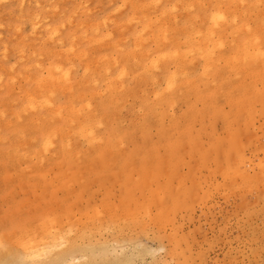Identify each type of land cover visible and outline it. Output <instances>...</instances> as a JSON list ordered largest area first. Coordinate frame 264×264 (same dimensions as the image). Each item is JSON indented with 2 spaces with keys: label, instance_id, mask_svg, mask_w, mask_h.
<instances>
[{
  "label": "rangeland",
  "instance_id": "374dc122",
  "mask_svg": "<svg viewBox=\"0 0 264 264\" xmlns=\"http://www.w3.org/2000/svg\"><path fill=\"white\" fill-rule=\"evenodd\" d=\"M263 28L264 0H0V264H264Z\"/></svg>",
  "mask_w": 264,
  "mask_h": 264
},
{
  "label": "bare ground",
  "instance_id": "6f19581e",
  "mask_svg": "<svg viewBox=\"0 0 264 264\" xmlns=\"http://www.w3.org/2000/svg\"><path fill=\"white\" fill-rule=\"evenodd\" d=\"M129 2H130V1H129ZM199 2H200V1H199ZM28 3H29V2H28ZM125 4H126V3H125ZM222 4H223V3H222ZM145 6H146V5H145ZM173 6H174V5H173ZM189 6H190V5H189ZM207 6H208V5H207ZM236 6H237V5H236ZM238 6H240V5H238ZM191 7H192V5H191ZM156 8H157V7H156ZM206 9H207V8H206ZM138 11H139V10H138ZM185 11H186V10H185ZM188 11H189V10H188ZM233 12H234V11H233ZM217 13H218V12H217ZM186 14H187V13H186ZM217 15H218V14H217ZM217 15L215 14L214 16H211V17L208 18L209 21L212 23V25H213V24L219 19V16H217ZM241 15H242V14H241ZM50 16H51V15H50ZM56 16H57V15H56ZM234 16H235V15H234ZM233 18H234V17H233ZM34 19H35V18H34ZM168 20H169V19H168ZM169 21H171V20H169ZM192 21H193V20H192ZM261 21H262V20H261ZM122 22H123V21H122ZM156 22H157V21H156ZM173 22H174V21H173ZM246 22H247V21H246ZM205 23H206V22H205ZM213 26H214V25H213ZM248 26H249V25H248ZM227 27H228V26H227ZM167 28H168V27H167ZM171 28H172V27H171ZM164 29H165V28H164ZM227 29H228V28H227ZM263 29H264V28H263ZM121 30H122V29H121ZM180 30H181V29H180ZM184 30H185V29H184ZM258 30H259V29H258ZM260 30H261V29H260ZM165 31H167V30H165ZM165 31H164V32H165ZM173 31H174V30H173ZM188 31H189V30H188ZM193 31H194V30H193ZM213 31H214V30H213ZM261 31H262V30H261ZM181 32H182V31H181ZM181 32H179V33H181ZM258 32H259V31H258ZM170 33H171V32H170ZM182 33H183V32H182ZM248 33H249V32H248ZM93 34H94V33H93ZM113 34H114V33H113ZM211 34H214V33H211ZM216 34H217V33H216ZM218 34H219V32H218ZM233 34H234V33H233ZM198 35H199V34H198ZM211 36H212V35H211ZM222 36H223V35H222ZM232 36H233V35H232ZM252 36H253V35H252ZM259 36H260V35H259ZM160 37H161V36H160ZM160 37H158V38L160 39ZM190 37H192V36H190ZM84 38H85V37H84ZM197 38H198V37H197ZM139 39H140V37H139ZM193 39H194V38H193ZM217 39H218V38H217ZM201 40H202V39H201ZM208 40H209V39H208ZM210 40H211V39H210ZM52 41H53V40H52ZM168 41H170V40H168ZM176 41H177V40H176ZM193 41H194V40H193ZM193 41H191V43H192ZM196 41H197V40H196ZM199 41H200V40H199ZM219 41H220V40H219ZM219 41H218V42H219ZM252 41H253V40H252ZM186 42H187V40H186ZM215 42H216V41H215ZM218 42H217V43H218ZM187 43H188V42H187ZM195 43H196V42H195ZM195 43H194V44H195ZM232 43H233V42H232ZM250 43H251V42H250ZM175 44H176V43H175ZM184 44H185V46H186V43H184ZM220 44H221V42H220ZM220 44H218V46H219ZM240 44H241V42H240ZM113 45H114V44H113ZM139 45H140V44H139ZM177 45H178V44H177ZM179 45H180V44H179ZM198 45H199V44H198ZM203 45H204V44H203ZM235 45H236V44H235ZM238 45H239V44H238ZM241 45H242V44H241ZM245 45H246V44H245ZM247 45H248V44H247ZM257 45H258V44H257ZM262 45H263V44H262ZM206 46H207V45H206ZM212 46H213V45H212ZM215 46H216V43H215ZM233 46H234V45H233ZM258 46H259V45H258ZM101 47H102V46H101ZM178 47H179V46H178ZM188 47H189V46H188ZM203 47H204V46H203ZM203 47H202V48H203ZM213 47H214V46H213ZM235 47H236V46H235ZM243 47H244V46H243ZM247 47H248V46H247ZM114 48H116V47H114ZM184 48H185V47H184ZM198 48H199V47H198ZM248 48H249V47H248ZM116 49H117V48H116ZM210 49L212 50V47H211ZM214 49H215V48H214ZM237 49H238V48H237ZM241 49H242V48H241ZM244 49H245V48H244ZM64 50H65V49H64ZM177 50H178V49H177ZM177 50H175V51H177ZM197 50H199V49H197ZM232 50H233V53H234V49H232ZM238 50H239V49H238ZM247 50H248V49H247ZM258 50H259V49H258ZM173 51H174V50H173ZM190 51H191V50H190ZM190 51H188V52L190 53ZM202 51H203V49H202ZM239 51H240V50H239ZM242 51L244 52L243 49H242ZM242 51H240V52H242ZM251 51L253 52V50H251ZM79 52H80V51H79ZM184 52H186V50H185ZM191 52H192V51H191ZM247 52H248V51H247ZM259 52H260V51H259ZM171 53H173V52H171ZM180 53H181V52H180ZM194 53H195V51H194ZM196 53H197V52H196ZM196 53H195V54H196ZM207 53H208V52H207ZM227 53H228V52H227ZM245 53H246V51H245ZM66 54H67V53H66ZM175 54H176V53H175ZM178 54H179V53H178ZM209 54H211V53H209ZM235 54H236V53H235ZM238 54H240V53H238ZM238 54H237V55H238ZM241 54H243V53H241ZM241 54H240V55H241ZM251 54H252V53H251ZM263 54H264V53H263ZM185 55H186V54H185ZM188 55H189V54H188ZM199 55H200V54H199ZM204 55H206V54H204ZM218 55H219V54H218ZM222 55H223V54H222ZM226 55H227V54H226ZM232 55H233V54H232ZM261 55H262V54H261ZM261 55H259V56H261ZM164 56H165V55H164ZM169 56H170V55H168V58H169ZM183 56H184V55H183ZM211 56H212V55H211ZM211 56H210V58H211ZM241 56H242V55H241ZM143 57H144V56H143ZM184 57H185V56H184ZM184 57H183L182 59H184ZM201 57H203V56H201ZM206 57H207V55H206ZM222 57H223V56H222ZM222 57H220V58H222ZM228 57L231 58L230 56H228ZM235 57H236V56H235ZM235 57L233 56V58H235ZM237 57H240V56L238 55ZM178 58H181V56L179 57V56L177 55V59H178ZM204 58H205V57H204ZM224 58H225V57H224ZM224 58H223V59H224ZM233 58H231V59H233ZM240 58H241V57H240ZM240 58H238V59L236 58L235 60L237 61V60H239ZM21 59H22V58H21ZM72 59H73V58H72ZM162 59H163V58H162ZM201 59H202V58H201ZM226 59H228V58H226ZM226 59H224L223 61H225ZM231 59H228V60L230 61V63L232 62ZM154 60H155V59H154ZM242 60H243L244 63H245V66H243V67L245 68L246 66L248 67V66H250V65L253 64L254 56L250 55V53H249V54L246 53L244 56H242V59L239 60V61H242ZM205 61H206V60H205ZM207 61H208V60H207ZM209 61H210V60H209ZM211 61H212V60H211ZM214 61H215V60H214ZM214 61L211 62V63H212V64H211L212 66H215ZM236 61H235V62H236ZM255 61H256V60H255ZM132 62H133V61H132ZM160 62H161V61H160ZM217 62H218V61H217ZM104 63H106V62H104ZM205 63H206V62H205ZM241 63H242V62H241ZM254 63H255V62H254ZM94 64H95V63H94ZM138 64H139V63H138ZM188 64H189V62H188ZM209 64H210V63H209ZM213 64H214V65H213ZM232 64H233V63H231L230 65L232 66ZM234 64H235V63H234ZM238 64H239V63H238ZM258 64L260 65V63H257V65H258ZM86 65H87V64H86ZM95 65H97V64H95ZM226 65H227V64H225V66H226ZM60 66H61V65H60ZM60 66H59V67H60ZM102 66H104V65H102ZM154 66H155V65H154ZM203 66H204V65H203ZM207 66H209V65H207ZM207 66H206V64H205V67H207ZM231 66H230V67H231ZM263 66H264V65H263ZM147 67H150V66H147ZM175 67H176V66H175ZM216 67H217V66H216ZM228 67H229V66H228ZM247 67H246V68H247ZM251 67H252V66H251ZM254 67H255V66H254ZM258 67H259V66H258ZM258 67H257V68H258ZM209 68H210V67H209ZM212 68H214V67H212ZM233 68H235V66H233ZM261 68H263V67H261ZM28 69H29V68H28ZM54 69H55V68H54ZM61 69H62V68H61ZM182 69H183V68H182ZM220 69H221V68H220ZM238 69H239V68H238ZM106 70H107V69H106ZM148 70H149V69H148ZM176 70H177V69H176ZM188 70H189V69H188ZM202 70H205V69L202 68ZM206 70H207V69H206ZM213 70H214V69H213ZM221 70H222V69H221ZM248 70H252V68H251V69H248ZM184 71H185V70H184ZM192 71H193V70H192ZM211 71H212V69H211ZM244 71H245V70H244ZM254 71H255V70H254ZM257 71H258V70H256V73H257ZM260 71H261V70H260ZM145 72H146V71H145ZM175 72H177V71H175ZM178 72H179V71H178ZM185 72H186V71H185ZM188 72H189V71H188ZM190 72H191V71H190ZM216 72L218 73L219 70L216 71ZM216 72H215V75H216ZM221 72H223V71H221ZM225 72H226V71H225ZM246 72H247V71H246ZM262 72H263V71H262ZM171 73H173V72H171ZM192 73H193V72H192ZM205 73H206V72H204V73H200V77H199V78L204 77V76H201V74H205ZM223 73H224V72H223ZM223 73H222V74H223ZM235 73H236V72H235ZM256 73H254V75H255ZM258 73H259V72H258ZM173 74H175V73H173ZM173 74H172V75H173ZM181 74H182V73H181ZM185 74H186V76H187V73H185ZM222 74H219L220 77H221ZM242 74H243V73H242ZM168 75H170V74H168ZM178 75H179V73H178ZM178 75H176V76H178ZM183 75H184V73H183ZM217 75H218V74H217ZM232 75H233V74H232ZM236 75H238V74L236 73ZM66 76H67V75H66ZM120 76H121V74H120ZM143 76H144V75H143ZM209 76H210V75H209ZM209 76L207 75V77H209ZM213 76H214V75H213ZM229 76H230V74H229ZM234 76H235V75H234ZM242 76H243V75H242ZM262 76H263V75H262ZM60 77H61V76H60ZM60 77H59V78H60ZM167 77H168V76H167ZM171 77H172V76H171ZM179 77H182V76L179 75ZM183 77H185V76H183ZM222 77H223V76H222ZM235 77H236V76H235ZM254 77H255V76H254ZM256 77H258V74L256 75ZM260 77H261V73H260ZM53 78H54V77H53ZM61 78H62V77H61ZM157 78H158V77H157ZM199 78H194V79L197 80V79H199ZM204 78H205V77H204ZM214 78H215V77H214ZM214 78H213V79H214ZM230 78H231V77H230ZM233 78H234V77H233ZM262 78H263V77H262ZM166 79H168V78H166ZM170 79H171V78H170ZM170 79L167 80L166 83H165V84L167 85V88H168V89H169V85H170V83H171ZM215 79H216V78H215ZM218 79H219V77H218ZM58 80H59V79H58ZM113 80H114V79H113ZM164 80H165V79H164ZM171 80H173V79H171ZM184 80H185V79H183L182 81H184ZM187 80H188V79H187ZM200 80H201V79H200ZM200 80H199V81H200ZM221 80L223 81V79H221ZM243 80H244V79H243ZM253 80H254V79H253ZM253 80H252V82H253ZM55 81H56V80H55ZM191 81L193 82V80H191ZM191 81H189L188 83L190 84ZM199 81H198V82H199ZM204 81H205V80H204ZM206 81H207V79H206ZM212 81H213V80H212ZM218 81H219V80H218ZM222 81H221V82H222ZM225 81H226V80H225ZM260 81H261V80H260ZM56 82H57V81H56ZM67 82H68V81H67ZM88 82H89V81H88ZM173 82H174V81H173ZM228 82H229V81H228ZM241 82H242V81H241ZM85 83H86V82H85ZM94 83H95V82H94ZM114 83H115V82H114ZM185 83H187V82H185ZM200 83H203V81L201 80ZM206 83H207V82H206ZM223 83L225 84L226 82H222V83H221V84L224 86ZM239 83H240V82H239ZM256 83H257V82H256ZM59 84H60V83H58V85H59ZM110 84H111V83H110ZM178 84H180V83H178ZM183 84H184V83H182V86H183ZM204 84H205V82H204ZM242 84H243V83H242ZM245 84H246V83H245ZM245 84H243V86H244ZM63 85H64V84H63ZM111 85H112V84H111ZM139 85H141V84H139ZM184 85H185V84H184ZM192 85H193V84H192ZM207 85H208V84H206V86H207ZM219 85H220V83H219ZM222 85H221V86H222ZM68 86H69V85H68ZM77 86H78V85H77ZM113 86H114V85H113ZM241 86H242V85H241ZM88 87H89V86H88ZM158 87H159V86H158ZM158 87H157V89H158ZM189 87H190V86H189ZM189 87H188V88H189ZM218 87H220V86H218ZM225 87H226V86H225ZM245 87H246V86H245ZM261 87H262V86H261ZM53 88H55V87H53ZM84 88H85V87H84ZM108 88H109V87H108ZM163 88H164V87H163ZM165 88H166V87H165ZM167 88H166V89H167ZM177 88H178V86H177ZM186 88H187V85H186ZM186 88H185V89H186ZM190 88H193V87H190ZM190 88H189V91H190ZM204 88H205V87H204ZM209 88H210V85H209ZM38 89H39V88H38ZM41 89H42V88H41ZM120 89H121V88H120ZM157 89H156V90H157ZM175 89H176V88H175ZM175 89H174V90H175ZM178 89H180V87H179ZM193 89H194V88H193ZM211 89H212V88H211ZM223 89H224V87H223ZM244 89H245V88H244ZM1 90H2V89H1ZM47 90H48V89H47ZM66 90H67V89H66ZM83 90H84V89H83ZM143 90H144V89H143ZM146 90H147V89H146ZM151 90H152V89H151ZM153 90H154V89H153ZM169 90H170V89H169ZM174 90H173V92H174ZM182 90H184V89L181 88L180 91H182ZM195 90H196V89H195ZM217 90H218V89H217ZM247 90H249V89H247ZM256 90H257V89H256ZM139 91H140V90H139ZM141 91H142V90H141ZM149 91H150V90H149ZM161 91H166V90H165V89H164V90L162 89ZM175 91H176V90H175ZM185 91H186V90H185ZM231 91H232V90H231ZM42 92H43V91H42ZM72 92H73V91H72ZM112 92H113V91H112ZM130 92H131V91H130ZM143 92H144V91H143ZM155 92H156V91H155ZM173 92H171V93H173ZM176 92H177V91H176ZM203 92H204V91H203ZM233 92H234V90H233ZM257 92H258V91H257ZM257 92H256V93H257ZM95 93H97V92H95ZM127 93H128V92H127ZM141 93H142V92H141ZM184 93H185V92H184ZM236 93H237V92H236ZM243 93H244V92H243ZM245 93H246V92H245ZM252 93L254 94L253 91H252ZM262 93H263V92H262ZM26 94H27V93H26ZM93 94H94V93H93ZM93 94H92V95H93ZM125 94H126V93H125ZM145 94H146V92H145ZM154 94H155V93H154ZM154 94H153V95H154ZM174 94H175V93H174ZM174 94H173V95H174ZM186 94H187V93H186ZM189 94H190V93H189ZM193 94H194V91H193ZM215 94H216V93H215ZM233 94H234V93H233ZM253 94H252V95H253ZM115 95H116V94H115ZM115 95H114V97H115ZM150 95H151V94H150ZM156 95H158V93H157ZM165 95H166V94H165ZM165 95H164V96H165ZM190 95H191V94H190ZM197 95H198V94H197ZM197 95H196V96H197ZM231 95H232V94H231ZM250 95H251V94H250ZM250 95H248V96H250ZM257 95H259V94H257ZM257 95H256V97H257ZM29 96H30V95H29ZM93 96H94V95H93ZM96 96H97V95H96ZM143 96H144V95H143ZM154 96H155V95H154ZM176 96H177V94H176ZM176 96L174 95L173 98L176 97ZM194 96H195V95H194ZM224 96H225V95H224ZM47 97H48V96H47ZM122 97H123V96H122ZM122 97H121V99H122ZM179 97H180V96H179ZM233 97H234V96H233ZM233 97H232V98H233ZM238 97H239V96H238ZM70 98H71V97H70ZM141 98H142V97H141ZM160 98H162V97H160ZM160 98H159V99H160ZM171 98H172V97H171ZM235 98H236V97H235ZM243 98H244V97H243ZM245 98H246V97H245ZM245 98H244V99H245ZM254 98H255V97H254ZM258 98H259V97H258ZM258 98H257V99H258ZM92 99H94V98H92ZM123 99H124V98H123ZM164 99H165V98H164ZM168 99H169V98H168ZM176 99H177V97H176ZM185 99L187 100V97H186ZM197 99H201V96H200V98L198 97ZM197 99H196V100H197ZM203 99H206V103L211 104V102H209V101H211L209 98H202V100H203ZM207 99H208V101H207ZM240 99H241V97H240ZM251 99H253V98H251ZM34 100H35V99H34ZM111 100H112V99H111ZM115 100H117V99H115ZM137 100H138V99H137ZM139 100H142V101H143V99H139ZM149 100H150V99H149ZM161 100H162L161 103H163V102L165 101V100H163V99H161ZM174 100H175V99H174ZM178 100H180V99H178ZM178 100H176L177 102H175V104L178 103ZM182 100H183V99H182ZM230 100H231V99H230ZM233 100H234V99H233ZM89 101H91V100H89ZM146 101H147V100H146ZM146 101H144V102L146 103ZM166 101H167V100H166ZM169 101H170V100H169ZM169 101H168V102H169ZM171 101H173V99H172ZM204 101H205V100H203V101H201V102H204ZM240 101H241V100H240ZM75 102H76V99H75ZM103 102H104V101H103ZM103 102H102V103H103ZM110 102H111V101H110ZM110 102H109V103H110ZM115 102H116V101H115ZM121 102H122V100H121ZM231 102H232V101H231ZM235 102H236V101H235ZM258 102H259V101H258ZM258 102H257L256 104H258ZM72 103H73V102H72ZM93 103H94V102H93ZM93 103H92V104H93ZM140 103H141V102H140ZM156 103H157V102H156ZM158 103H159V102H158ZM171 103H172V102H171ZM171 103H169V104H170L169 106H172V105L174 104V102H173V104H171ZM186 103H187V102H186ZM236 103H237V102H236ZM242 103H243V102H242ZM246 103H247V101H246ZM246 103H244V104H246ZM76 104H77V103H76ZM94 104H95V103H94ZM94 104H93V106H94ZM115 104H116V103H115ZM136 104H137V103H136ZM159 104H160V103H159ZM166 104H167V103H166ZM166 104H165V105H166ZM222 104H223V103H222ZM263 104H264V102H263ZM49 105H50V104H49ZM73 105H74V104H73ZM73 105H71V106H73ZM83 105H84V104H83ZM86 105H88V104L86 103ZM95 105H96V104H95ZM117 105H118V104H117ZM120 105H121V104H120ZM120 105H119V107H120ZM156 105H157V104H156ZM261 105H262V104H261ZM71 106H70V107H71ZM93 106H92V107H93ZM159 106H160V105H159ZM205 106H206V105H205ZM205 106H204V108H206ZM207 106H209V105L207 104ZM154 107H155V106H154ZM166 107H167V106H166ZM166 107H165V108H166ZM195 107H196V106H195ZM233 107H234V106H233ZM245 107H246V106H245ZM245 107H244V108H245ZM249 107H250V106H249ZM253 107H254V105H253ZM32 108H34V106H33ZM71 108H72V107H71ZM81 108H84V107L81 106ZM81 108H80V109H81ZM87 108H88V107H87ZM94 108H95V107H94ZM116 108H117V106H116ZM116 108H115V110H116ZM159 108H160V107H159ZM159 108H158V109H159ZM168 108H169V107H167V109H168ZM189 108H190V107H189ZM189 108H188V109H189ZM191 108H192V107H191ZM242 108H243V107H242ZM244 108H243V109H244ZM34 109H35V108H34ZM68 109H69V108H68ZM92 109H93V108H92ZM119 109H120V108H119ZM119 109H118V111H119ZM141 109H142V108H141ZM150 109H151V108H150ZM154 109H155V111H156V108H154ZM154 109H153V111H154ZM211 109H212V108H211ZM211 109H209V110H211ZM31 110H32V109H31ZM74 110H75V109H74ZM76 110H78V109H76ZM86 110H87V109H86ZM94 110H95V109H94ZM151 110H152V109H151ZM164 110H165V109H164ZM204 110H206V109H204ZM209 110H208V111H209ZM236 110H237V107H236ZM240 110H241V109H240ZM250 110H251V109H250ZM70 111H71V110H70ZM91 111H92V110H90L89 112L91 113ZM99 111H100V110H98V112H99ZM116 111H117V110H116ZM166 111H167V110H166ZM216 111H217V110H214V111L212 112V110H211V113H214V112H216ZM234 111H235V110H234ZM258 111H259V110H258ZM71 112H72V111H71ZM71 112H70V113H71ZM76 112H77V111H76ZM112 112H113V111H112ZM143 112H144V110H143ZM149 112H150V111H149ZM159 112H160V111H159ZM159 112H158V113H159ZM162 112L164 113V111H162ZM193 112H194V111H193ZM193 112L189 111V113H187V115H188V114H191L190 117H191V116L193 117V115H192ZM206 112H207V111H205L204 113L206 114ZM227 112H228V111H227ZM241 112H243V111L241 110ZM241 112H240V113H241ZM248 112H249V111H248ZM55 113H57V112H55ZM59 113H60V111H59ZM74 113H75V112H74ZM77 113L80 114L81 111H80V112L78 111ZM77 113H76V114H77ZM82 113H83V112H82ZM90 113H88V114H90ZM94 113H95V112H94ZM100 113H101V112H100ZM158 113H157V114H158ZM160 113H161V112H160ZM163 113H162V114H163ZM168 113H169V112L167 111V114H168ZM211 113H210V114H211ZM230 113H231V112H230ZM240 113H239V114H240ZM246 113H247V112H246ZM249 113H250V112H249ZM76 114H75V115H76ZM96 114H97V111H96ZM119 114H120V113H119ZM140 114H141V113H140ZM145 114H146V113H145ZM162 114H161V115H162ZM193 114H194V116H195V113H193ZM202 114H203V112H202ZM207 114H208V113H207ZM214 114H215V113H214ZM216 114H217V113H216ZM81 115H82V114H81ZM92 115H93V114H92ZM98 115H99V114H98ZM98 115H97V116H98ZM152 115H153V112H152ZM159 115H160V114H159ZM165 115H166V114H165ZM200 115H201V114H200ZM203 115H204V114H203ZM212 115H213V114H212ZM237 115H238V114H237ZM251 115H252V114H251ZM70 116H72V115H70ZM87 116H89V115H87ZM95 116H96V115H95ZM99 116H100V115H99ZM99 116H98V117H99ZM118 116H119V115H118ZM143 116H144V115H143ZM147 116H148V115L146 114V116H145L144 118H147V119H148ZM169 116H170V115H169ZM172 116H173V115H172ZM183 116H184V115H183ZM248 116H250V115H248ZM76 117H77V115H76ZM76 117H75V118H76ZM89 117H90V116H89ZM92 117H93V116H91L90 119H91ZM113 117H114V116H113ZM159 117H160V116H159ZM166 117H167V116H166ZM170 117H171V116H170ZM180 117H181V116H180ZM188 117H189V116H188ZM73 118H74V117H73ZM80 118H82V117H80ZM96 118H97V117H96ZM144 118H143V120H144ZM149 118H150V115H149ZM161 118L163 119V117H161ZM202 118H203V117H202ZM211 118H212V117H211ZM231 118H232V117H231ZM237 118H238V117H237ZM239 118H240V117H239ZM241 118H242V117H241ZM241 118H240V119H241ZM57 119H58V118H57ZM87 119H88V118H87ZM94 119H95V118H94ZM102 119H103V118H102ZM110 119H111V118H110ZM151 119H153V118H151ZM159 119H160V118H159ZM162 119H161V121H162ZM166 119H167V118H166ZM168 119H169V118H168ZM171 119H172V118H171ZM189 119H190V118H189ZM242 119H243V118H242ZM249 119H250V118H249ZM55 120H56V119H55ZM69 120L71 121V119H69ZM80 120L83 121V118L80 119ZM97 120H99V118H98ZM114 120H115V119H114ZM143 120H142V121H143ZM235 120H236V119H235ZM57 121H58V120H57ZM66 121H67V120H66ZM88 121H89V124H91V123H90L91 120L88 119ZM88 121H85V122L88 123ZM94 121H95V120H94ZM106 121H107V120H106ZM151 121H152V120H151ZM171 121H172V120H171ZM237 121H238V120H237ZM103 122H104V121H103ZM143 122H144V121H143ZM145 122H146V121H145ZM148 122H149V120H147V124H148ZM163 122H164V119H163ZM233 122H234V120H233ZM83 123H84V122H83ZM110 123H111V122H110ZM141 123H142V122H141ZM154 123H155V122H154ZM36 124H37V123H36ZM67 124H69V122H67ZM99 124H100V123H99ZM99 124H98V125H99ZM118 124H119V123H118ZM134 124H135V123H134ZM161 124H162V123H161ZM239 124H240V123H239ZM242 124H244V123H242ZM242 124H241V125H242ZM95 125H97V124H95ZM95 125H93V126H95ZM115 125H116V124H115ZM139 125H140V124H139ZM1 126H2V125H1ZM74 126H75V125H74ZM81 126H82V124H81ZM85 126H86V125H84V128H85ZM91 126H92V125H91ZM93 126H92V127H93ZM144 126H145V125H144ZM168 126H169V125H168ZM170 126H171V125H170ZM77 127H78V126H77ZM77 127H76V128H77ZM88 127H89V125H88ZM88 127H86V128H88ZM115 127H116V126H115ZM157 127H158V125H157ZM203 127H204V126H203ZM236 127H237V126H236ZM66 128H68V126H67ZM66 128H65V129H66ZM89 128H90V127H89ZM116 128H117V127H116ZM145 128H146V127H145ZM165 128H166V127H165ZM165 128H163V129H165ZM170 128H171V127H170ZM69 129H70V128H69ZM69 129H68V130L66 129V130L69 132ZM94 129H95V128H94ZM94 129H93V131H94ZM138 129H139V128H138ZM142 129H143V127H142ZM234 129H236V128H234ZM237 129H238V128H237ZM63 130H64V129H63ZM66 130H65V131H66ZM79 130H80V128H79ZM81 130H83V129H81ZM81 130H80V131H81ZM144 130H145V129H144ZM169 130H170V129H169ZM175 130H176V128H175ZM242 130H243V129H242ZM46 131H47V130H46ZM80 131H79V132H80ZM89 131L91 132V129L88 130V132H89ZM93 131H92V132H93ZM142 131H143V130H142ZM146 131H147V129H146ZM172 131H173V130H172ZM246 131H247V130H246ZM61 132H62V131H61ZM70 132H71V129H70ZM79 132H78V133H79ZM85 132H86V130H85ZM85 132H83V133H85ZM90 132H89V133H90ZM94 132H95V131H94ZM144 132H145V131H144ZM239 132H240V131H239ZM64 133H65V132H64ZM74 133H76V132H74ZM74 133H72V134H74ZM89 133H88V134H89ZM95 133H96V132H95ZM112 133H113V132H112ZM120 133H121V132H120ZM122 133H123V132H122ZM128 133H129V132H128ZM244 133H245V132H244ZM244 133L241 132V136H242V134H244ZM68 134H69V133H68ZM68 134H67V136H68ZM70 134H71V133H70ZM72 134H71V135H72ZM92 134H93V133H92ZM118 134H119V132H118ZM179 134H180V133H179ZM21 135H22V134H21ZM63 135H64V134H63ZM75 135H76V134H75ZM93 135H94V134H93ZM146 135H147V134H146ZM183 135H184V134H183ZM226 135H227V134H226ZM65 136H66V135H65ZM65 136H64V137H65ZM76 136H77V135H76ZM79 136H80V135H79ZM81 136H82V134H81ZM229 136H230V135H229ZM52 137H53V136H52ZM54 137H55V136H54ZM69 137H70V136H69ZM115 137H116V136H115ZM125 137H126V136H125ZM176 137H177V136H176ZM236 137H237V136H236ZM61 138H62V137H61ZM79 138H80V137H79ZM81 138H82V137H81ZM84 138H85V137H84V134H83V138H82V139H84ZM91 138H92V137H91ZM91 138H89V140H88V138H86L88 141L85 140V142H87V143L89 142V143H90ZM94 138H96V136H95ZM177 138H178V137H177ZM181 138H182V137H181ZM240 138H241V137H240ZM24 139H25V138H24ZM65 139H66V138H65ZM74 139H75V138H74ZM98 139H99V138H98ZM122 139H123V138H121V141H122ZM171 139H172V137H171ZM179 139H180V138H179ZM186 139H187V138H186ZM245 139H246V138H245ZM69 140H70V138H69ZM92 140L95 142V140H94L93 138H92ZM92 140H91V141H92ZM125 140H126V139H125ZM183 140H184V138H183ZM193 140H194V139H193ZM23 141H24V140H23ZM64 141H66V140H64ZM102 141H103V140H102ZM111 141H112V140H111ZM118 141H119V140H118ZM118 141H117V143H119ZM166 141H167V140H166ZM181 141H182V139L179 140V142H181ZM184 141H185V140H184ZM217 141H218V140H217ZM221 141H222V140H221ZM25 142H26V141H25ZM45 142H46V141H45ZM45 142H44V143H45ZM66 142H67V141H66ZM208 142H209V141H208ZM237 142H238V141H237ZM22 143H23V142H22ZM44 143H43V144H44ZM46 143H47V142H46ZM46 143H45V144H46ZM68 143H69V142H68ZM89 143L87 144L88 146H89ZM91 143H92V142H91ZM114 143H115V142H114ZM152 143H153V142H152ZM228 143H229V142H228ZM239 143H240V142H239ZM239 143H238V144H239ZM251 143H252V142H251ZM23 144H24V143H23ZM45 144H44V146H45ZM66 144H67V143H66ZM85 144H86V143H85ZM125 144H126V143H125ZM156 144H157V143H156ZM254 144H255V143H254ZM21 145H22V144H21ZM31 145H32V144H31ZM68 145L71 146V143L68 144ZM90 145H91V144H90ZM97 145H98V144H97ZM109 145H110V144H109ZM23 146L25 147V145H23ZM26 146H27V145H26ZM46 146H47V145H46ZM48 146H50V145H48ZM99 146H100V145H99ZM110 146H111V147H114V146H112V145H110ZM176 146H177V145H176ZM184 146H186V145L184 144ZM219 146H220V145H219ZM246 146H247V145H246ZM42 147H43V146H42ZM93 147H94V146H93ZM96 147H97V146H96ZM115 147H116V146H115ZM115 147H114V148H115ZM244 147H245V146H244ZM59 148H60V147H59ZM90 148H91V147H90ZM90 148H89V149H90ZM162 148H163V147H162ZM234 148H235V147H234ZM239 148H240V147H239ZM143 149H144V148H143ZM158 149H159V148H158ZM185 149H186V148H185ZM16 150H17V149H16ZM16 150H15V151H16ZM42 150H43V149H42ZM70 150H71V149H70ZM106 150H107V149H106ZM110 150H111V149H110ZM113 150H114V149H113ZM177 150H178V149H177ZM13 151H14V149H13ZM15 151H14V153L11 152L12 160L16 158V156H15V158H14V156H13V155L15 154ZM18 151H19V150H18ZM44 151L48 152V150H44ZM44 151H41L40 154H41V153L43 154ZM90 151H92V150H90ZM118 151H119V150H118ZM140 151H141V150H140ZM153 151H154V150H153ZM167 151H168V150H167ZM179 151H180V150H179ZM232 151H233V149H232ZM232 151H231V152H232ZM148 152H149V151H148ZM34 153H35V152H34ZM38 153H39V152H38ZM38 153H37V155H40V154H38ZM57 153H59V152H57ZM107 153H108V152H107ZM150 153H151V152H150ZM150 153H149V154H150ZM228 153H230V152H228ZM17 154H18V153H16V155H17ZM35 154H36V153H35ZM124 154H125V153H124ZM224 154H225V153H224ZM224 154H223V155H224ZM231 154H232V153H231ZM18 155H20V154H18ZM63 155H64V154H63ZM67 155H68V154H67ZM69 155H70V153H69ZM69 155H68V156H69ZM145 155H146V154H145ZM226 155H227V153H226ZM108 156H110V155H108ZM122 156H123V155H122ZM190 156H191V155H190ZM196 156H197V155H196ZM9 157H10V156H9ZM18 157H19V156H18ZM18 157H17V158H18ZM152 157H153V156H152ZM19 158H25V159H26V157H24V156H23V157L20 156ZM31 158H32V157H31ZM36 158H38V157H36ZM69 158H70V157H69ZM69 158H68V159H69ZM134 158H135V157H134ZM10 159H11V158H10ZM38 159H39V158H38ZM41 159H42V158H40V160H41ZM115 159H116V158H115ZM136 159H137V158H136ZM162 159H163V158H162ZM164 159H165V158H164ZM220 159H221V158H220ZM18 160H19V159H18ZM22 160H23V159H22ZM154 160H155V158H154ZM167 160H168V159H166V161H167ZM182 160H183V159H182ZM224 160H225V159H224ZM37 161H39V160H37ZM209 161H210V160H209ZM225 161H226V160H225ZM14 162H15V161H14ZM73 162H75V161H73ZM230 162H231V161H230ZM38 163H40V162H38ZM38 163H37V164H38ZM162 163H163V162H162ZM166 163H167V162H166ZM179 163H180V162H179ZM219 163H220V162H219ZM262 164H264V163H262ZM166 165H167V164H166ZM172 165H173V164H172ZM203 165H204V164H203ZM175 166H176V165H175ZM252 167H253V166H252ZM164 168H166V167H164ZM230 168H231V167H230ZM36 169H37V168H36ZM222 169H223V168H222ZM250 169H251V168H250ZM230 170H233V169H230ZM230 170H229V171H230ZM151 171H152V170H151ZM151 171H150V172H151ZM193 171H194V170H193ZM225 171H226V170H225ZM263 171H264V170H263ZM135 172H136V171H135ZM220 172H221V171H220ZM222 172H223V171H222ZM164 173H165V172H164ZM194 173H195V172H194ZM236 173H237V172H236ZM259 173H261V172H259ZM24 174H25V173H24ZM189 174H190V173H189ZM191 174H192V173H191ZM137 175H138V174H137ZM150 175H151V174H149L148 177H150ZM223 175H224V174H223ZM223 175H222V176H223ZM257 175H258V174H257ZM166 176H167V174H166ZM208 176H209V175H208ZM222 176H221V177H222ZM136 177H137V176H136ZM255 177H257V176H255ZM81 178H82V177H81ZM189 178H190V177H189ZM227 178H228V177H227ZM149 179H150V178H149ZM158 179H159V178H158ZM250 179H251V178H250ZM192 180H193V179H192ZM227 180H228V179H227ZM261 180H262V179H261ZM81 181H82V180H81ZM173 182H174V181H173ZM176 182H177V181H176ZM204 182H205V181H204ZM204 182H203V183H204ZM233 182H234V181H233ZM229 183H230V181H229ZM113 184H114V183H113ZM159 184H160V183H159ZM232 184H233V183H232ZM246 184H247V183H246ZM246 184H245V185H246ZM160 185H161V184H160ZM177 185H178V184H177ZM146 186H147V185H146ZM232 186H233V185H232ZM177 187H179V186H177ZM233 187H234V186H233ZM163 188H164V187H163ZM168 188H169V187H168ZM175 188H176V187H175ZM254 188H255V187H254ZM164 189H165V188H164ZM212 189H213V188H212ZM228 189H229V188H228ZM136 190H137V189H136ZM184 191H185V190H184ZM184 191H181V192H184ZM134 192H135V191H134ZM159 192H160V191H159ZM173 192H175V191H173ZM192 192H193V190H192ZM175 193H176V192H175ZM134 194H135V193H134ZM176 194H177V193H176ZM183 194H184V193H183ZM183 194H182V195H183ZM187 194H189V192H188ZM172 195L175 196L174 194H172ZM191 195H192V194H191ZM196 195H197V194H196ZM209 195H210V194H209ZM176 196H177V195H176ZM205 196H206V194H205ZM260 196H262V195H260ZM177 197H178V196H177ZM182 197H183V196H182ZM183 198H184V197H183ZM194 198H195V197H194ZM145 199H146V198H145ZM176 199H177V198H176ZM137 200H138V199H137ZM202 200H203V199H202ZM141 201H143V200H141ZM255 201H256V200H255ZM129 203H130V202H129ZM140 203H141V202H140ZM140 203H138V204H140ZM113 204H114V203H113ZM118 204H119V203H118ZM124 205H125V204H124ZM173 205H174V204H173ZM139 206H140V205H139ZM174 206H175V205H174ZM174 206H173V208H174ZM159 207H160V206H159ZM159 207H158V208H159ZM187 207H189V206H187ZM139 208H140V207H139ZM142 208H143V207H142ZM176 208H177V207H176ZM180 208H181V207H180ZM189 208H190V207H189ZM168 209H169V208H168ZM168 209H167V210H168ZM183 210H184V209H183ZM171 211H172V210H171ZM171 211H170V212H171ZM173 211H174V210H173ZM143 213H144V212H143ZM157 213H158V212H157ZM172 214H173V213H172ZM180 214H181V213H180ZM173 215H174V214H173ZM241 215H242V214H241ZM90 219H91V218H90ZM68 222H69V221H68ZM47 223H48V222H47ZM61 223H62V222H61ZM61 223L58 222L57 225H60ZM41 224H42V223H41ZM45 224H46V223H45ZM45 224H44V225H45ZM40 226H41V225H40ZM38 228H39V227H38ZM50 228H51V227H50ZM47 229H48V228H47ZM54 229H55V228H54ZM105 229H106V228H105ZM52 230H53V228H52ZM89 230H90V229H89ZM46 231H47V230H46ZM96 231H97V230H96ZM48 232H49V231H48ZM48 232H47V233H48ZM47 233H46V234H47ZM49 233H50V232H49ZM44 234H45V233H44ZM44 234H42V235H44ZM106 234H107V233H106ZM6 236H7V235H6ZM6 236H5V237H6ZM32 237H33V236H31V238H32ZM40 237H41V236H40ZM40 237H39V238H40ZM51 237H52V236H51ZM51 237L47 239L48 241L46 240V242H43V243H37V242H35V243H37V244H35L33 247H26V246L23 247L22 245H23L24 243L19 244V242H17V245L19 244V245L22 246L21 249H22V253H23V256H24V257L28 258L30 261H31V260L35 261V260H34L35 258H39L40 256H43V255L46 256V254L49 253V252H51V250H54V249H56V248L58 249V248L61 247V243L58 244V240H60V238H58V236H57V237L53 236L52 238H51ZM59 237H60V235H59ZM61 237H62V236H61ZM63 237H64V236H63ZM88 237H89V236H88ZM3 238H4V237H3ZM16 239H17V238H16ZM41 239H42V238H41ZM41 239H40V240H41ZM64 239H65V238H64ZM30 240H32V239H30ZM30 240H29V241H30ZM62 240H63V239H62ZM3 241H4V240H3ZM23 241H24V239H23ZM29 241H28V242H29ZM42 241H43V240H42ZM44 241H45V240H44ZM5 242H7V241L5 240ZM28 242H27V243H28ZM12 243H14V242H12ZM29 243H30V242H29ZM3 244L5 245V243H3ZM6 244H7V243H6ZM33 244H34V242H33ZM64 244H65V243H64ZM4 245H3V246H4ZM24 245H25V244H24ZM3 246L1 245V247H3ZM4 247L6 248V245H5ZM7 247H8V246H7ZM17 247H18V246H17ZM62 247H63V246H62ZM62 247H61V248H62ZM5 248H2V249L4 250ZM18 248H19V247H18ZM0 249H1V248H0ZM6 249H8V248H6ZM10 250H11V248H10ZM4 251H5V250H4ZM7 251H8L9 253L12 252V250L9 251V249H8ZM8 252H6V253H8ZM0 253H1V251H0ZM3 253H4V252H3ZM6 253H5V254H6ZM9 253H8V254H9ZM5 254L0 255V261L3 262V261H6V260H7V259H6L7 257H6ZM49 254H50V253H49ZM8 256H10V255H8ZM15 259H17V257L10 256V260H12V262H13ZM36 260H37V259H36ZM77 263H78V262H77ZM31 264H33V263H31ZM79 264H80V263H79Z\"/></svg>",
  "mask_w": 264,
  "mask_h": 264
}]
</instances>
